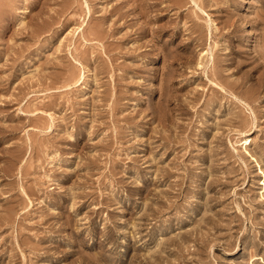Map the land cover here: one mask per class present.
Listing matches in <instances>:
<instances>
[{
  "label": "rangeland",
  "instance_id": "374dc122",
  "mask_svg": "<svg viewBox=\"0 0 264 264\" xmlns=\"http://www.w3.org/2000/svg\"><path fill=\"white\" fill-rule=\"evenodd\" d=\"M0 264H264V0H0Z\"/></svg>",
  "mask_w": 264,
  "mask_h": 264
},
{
  "label": "bare ground",
  "instance_id": "6f19581e",
  "mask_svg": "<svg viewBox=\"0 0 264 264\" xmlns=\"http://www.w3.org/2000/svg\"><path fill=\"white\" fill-rule=\"evenodd\" d=\"M247 140H248V138H245V139H244V143H246ZM249 142H250V141H249ZM244 148H245L244 150H246V146H244Z\"/></svg>",
  "mask_w": 264,
  "mask_h": 264
}]
</instances>
